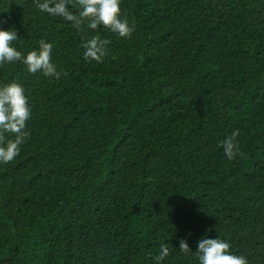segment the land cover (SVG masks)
Returning <instances> with one entry per match:
<instances>
[{"label":"trees","instance_id":"1","mask_svg":"<svg viewBox=\"0 0 264 264\" xmlns=\"http://www.w3.org/2000/svg\"><path fill=\"white\" fill-rule=\"evenodd\" d=\"M121 15L127 38L0 0L14 46L51 42L61 73L0 66L31 108L0 164V264H197L179 241L216 236L264 264V0H121ZM93 35L100 62L82 56Z\"/></svg>","mask_w":264,"mask_h":264},{"label":"clouds","instance_id":"2","mask_svg":"<svg viewBox=\"0 0 264 264\" xmlns=\"http://www.w3.org/2000/svg\"><path fill=\"white\" fill-rule=\"evenodd\" d=\"M36 8L52 17H60L72 25L77 31L87 22V28L96 30L98 26L106 28L120 38H127L132 32V26L121 15V0H33ZM15 29H0V66L22 62L29 74L40 73L44 77L61 78L52 61L51 42L40 39L38 46L22 53L13 44L17 41ZM108 41L93 35L83 39V59L100 62L105 54ZM31 108L24 88L12 80L0 84V164L12 161L20 152V146L25 142L28 132L26 121L30 119ZM239 131L233 130L219 142L224 156L231 160L239 153L235 143ZM11 138L5 139V136ZM180 252L195 256L197 264H248L243 255H235L230 251L227 240L201 237L197 241L196 251L189 249L184 239L179 241ZM169 255L166 245L160 246L155 259L159 262Z\"/></svg>","mask_w":264,"mask_h":264}]
</instances>
